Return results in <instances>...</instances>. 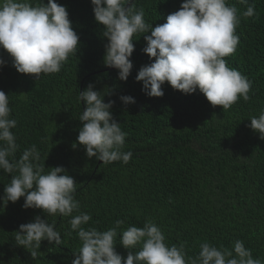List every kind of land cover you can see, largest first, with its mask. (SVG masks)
I'll list each match as a JSON object with an SVG mask.
<instances>
[{"label": "trees", "instance_id": "1", "mask_svg": "<svg viewBox=\"0 0 264 264\" xmlns=\"http://www.w3.org/2000/svg\"><path fill=\"white\" fill-rule=\"evenodd\" d=\"M182 2L134 0L154 27L166 22ZM227 2L238 8L241 22L236 51L225 59L252 81L251 98L241 97L227 111L213 108L199 91L186 95L167 82L162 97L146 95L142 82L135 80L140 67L151 63L142 51L143 36L134 37L131 74L127 81L119 80L118 70L103 62L107 38L103 25L94 19L91 0H57L66 6L80 37L77 53L69 56L60 72L41 74L39 79L21 74L0 49V57L8 61L0 66V90L8 94L11 118L17 120L12 129L19 145L16 158L35 144L45 173L56 166L67 170L76 182L79 211L92 217L85 228L107 230L117 219L125 220L124 228L142 227L151 220L169 246L185 244L188 256L195 257L205 241L231 249L240 239L254 258L264 261V140L247 126L264 110V0H248L255 5V15L248 18L242 16L247 5ZM90 83L101 95L109 93L104 102L115 101L113 118L128 134L123 150L133 153L127 164L105 165L88 158L77 143L79 116L86 107L78 96ZM121 95L136 102L125 105ZM14 174L0 170V197ZM23 203V197L6 205L0 201V264H71L82 246L71 230L72 217L25 209ZM77 214L74 211L73 216ZM37 215L55 222L63 244L44 240L33 259L15 244L14 236L20 224ZM120 235L118 230L115 248L126 258L129 250L119 243ZM138 250L139 246L133 251Z\"/></svg>", "mask_w": 264, "mask_h": 264}, {"label": "clouds", "instance_id": "2", "mask_svg": "<svg viewBox=\"0 0 264 264\" xmlns=\"http://www.w3.org/2000/svg\"><path fill=\"white\" fill-rule=\"evenodd\" d=\"M247 5L244 18L255 15V5L248 0H238ZM94 19L103 25V62L118 70V79L127 81L133 62L135 36H143L146 46L142 49L151 63L142 65L135 80L142 82V91L149 97H162V85L167 82L183 94L199 91L210 105L221 106L227 111L241 97H251L252 81L238 70L228 66L225 57L233 54L239 44L236 28L241 14L227 0H183L179 9L166 16V22L147 23L143 8L137 9L134 0H91ZM150 33V34H148ZM80 37L72 26L65 5L57 0H0V49L6 51L11 64L21 74H41L61 71L70 55L77 53ZM154 58V59H153ZM8 63L0 57V66ZM101 92L89 84L80 91L78 100L86 107L79 116L77 143L85 149L88 158L95 157L107 165L115 161L127 164L133 153L124 151L125 138L112 114L114 100L104 102ZM125 104L136 101L130 95H121ZM9 96L0 90V170L13 174L4 187L0 201L6 205L24 198L23 208L41 209L51 216L72 217L69 221L82 242L71 264H264L254 258L244 241L237 239L233 247H217L210 242L199 245L195 257L187 255L185 244L168 245L160 227L147 220L142 227L129 225L117 219L107 230L85 228L91 215L80 212V202L74 198L76 182L63 166L51 167L45 173V164L38 163L40 152L35 144L23 150L17 159L19 145L12 129L17 120L11 118ZM247 125L264 140V110L252 116ZM79 214L74 215L73 213ZM121 230L119 243L128 249L123 257L116 251V238ZM15 244L30 252L35 259L41 243L62 245L63 240L49 223L37 215L33 221L22 223L15 231ZM139 246L138 251H133Z\"/></svg>", "mask_w": 264, "mask_h": 264}, {"label": "water", "instance_id": "3", "mask_svg": "<svg viewBox=\"0 0 264 264\" xmlns=\"http://www.w3.org/2000/svg\"><path fill=\"white\" fill-rule=\"evenodd\" d=\"M98 162H101V161H98Z\"/></svg>", "mask_w": 264, "mask_h": 264}]
</instances>
